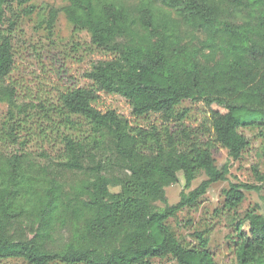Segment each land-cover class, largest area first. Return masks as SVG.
I'll use <instances>...</instances> for the list:
<instances>
[{
	"label": "trees",
	"instance_id": "1",
	"mask_svg": "<svg viewBox=\"0 0 264 264\" xmlns=\"http://www.w3.org/2000/svg\"><path fill=\"white\" fill-rule=\"evenodd\" d=\"M65 1L0 0V262L217 264L203 231L184 243L167 221L227 179L214 145L237 160L255 129L264 152V0ZM60 13L101 59L56 104L18 103L9 75L19 19L37 15L51 34ZM115 95L128 115L103 106ZM185 101L207 109V126L185 123ZM33 135L50 150H25ZM250 169L260 184L230 182L222 210L235 212L244 190L264 200V173ZM233 221L230 264H264V216L250 208Z\"/></svg>",
	"mask_w": 264,
	"mask_h": 264
},
{
	"label": "rangeland",
	"instance_id": "2",
	"mask_svg": "<svg viewBox=\"0 0 264 264\" xmlns=\"http://www.w3.org/2000/svg\"><path fill=\"white\" fill-rule=\"evenodd\" d=\"M31 2L37 7L47 4L62 8L66 4L65 0H31ZM43 25L37 15L24 16L20 17L13 32L15 66L9 75V80L14 84L18 103L32 101L56 104L58 93L62 89L85 85L82 75L92 63L101 59V54L91 48L88 33L74 27L62 13L59 14L51 34ZM103 106L115 108L122 114L130 113L129 106L118 95L106 97ZM181 106L188 110L186 124L195 128L207 126V109L201 103L185 101ZM7 110V104L0 102V122ZM34 119L37 122L35 116ZM137 123L141 126L147 124L143 120ZM244 134L250 144L237 160L229 157L227 150L220 145H214L211 149L217 167L228 165L227 179L212 183L196 204L183 208L177 213L176 218L167 221L176 237L184 243H195L194 232L203 231L217 264H230L233 261L231 250L234 235L233 218L242 216L250 208H256V211L264 216L262 191L255 190L243 191L244 200L235 212L222 210L223 192L230 182L260 184L253 176L251 166H257L264 173L262 138L255 129H245ZM33 136L34 138H30L24 146L25 150L32 153L43 148L50 150V147ZM205 178L202 171L198 172L190 189L195 188ZM182 184L183 178L179 175V182L165 188L169 204L179 200ZM0 264L27 263L21 259H6ZM154 264L177 263L171 258H163L155 259Z\"/></svg>",
	"mask_w": 264,
	"mask_h": 264
}]
</instances>
